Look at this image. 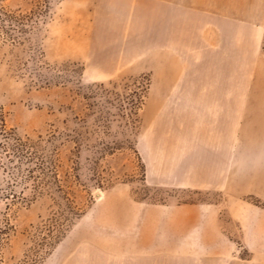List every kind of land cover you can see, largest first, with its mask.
I'll list each match as a JSON object with an SVG mask.
<instances>
[{
    "label": "rangeland",
    "instance_id": "rangeland-1",
    "mask_svg": "<svg viewBox=\"0 0 264 264\" xmlns=\"http://www.w3.org/2000/svg\"><path fill=\"white\" fill-rule=\"evenodd\" d=\"M252 7L230 52L194 60L165 0H0V264H264Z\"/></svg>",
    "mask_w": 264,
    "mask_h": 264
},
{
    "label": "crops",
    "instance_id": "crops-1",
    "mask_svg": "<svg viewBox=\"0 0 264 264\" xmlns=\"http://www.w3.org/2000/svg\"><path fill=\"white\" fill-rule=\"evenodd\" d=\"M242 1L246 2V0ZM256 1L259 0L252 1L251 3L247 2L246 7L238 8V0H165L167 9L168 47H170L172 40L173 47L177 45V56L194 60L208 55L210 57H216L215 50H217L218 44L221 43L220 41L224 45H222L221 49L225 48L230 52L234 44L238 42L237 36L240 28L237 19L235 20L234 18L238 17L240 9L245 11L254 9L252 6L255 5ZM176 15L178 18L180 17L177 23L174 21ZM223 17H226L227 20L223 21ZM174 24L178 25L176 38L175 35L172 36V29L173 32L175 29ZM229 55L231 54L229 53ZM190 62L202 65V63L197 61ZM198 72L201 73L202 69L200 68ZM184 82L186 83V81ZM211 86L212 89H216L217 86L220 87L217 83H212ZM188 88H202V85L193 81L192 85L188 86ZM198 100L199 104L206 105L205 101L202 103L200 98ZM217 100L216 97L210 98L211 103H208L215 105L217 104ZM231 107V116H237V98L235 101L231 99ZM191 119L194 120L196 117L193 115ZM232 148L231 146V169L238 170V153H235Z\"/></svg>",
    "mask_w": 264,
    "mask_h": 264
},
{
    "label": "trees",
    "instance_id": "trees-1",
    "mask_svg": "<svg viewBox=\"0 0 264 264\" xmlns=\"http://www.w3.org/2000/svg\"><path fill=\"white\" fill-rule=\"evenodd\" d=\"M0 131H4V125L2 123V120L0 119Z\"/></svg>",
    "mask_w": 264,
    "mask_h": 264
}]
</instances>
